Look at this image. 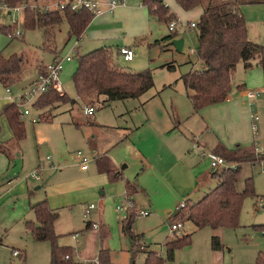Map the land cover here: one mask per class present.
<instances>
[{
	"label": "rangeland",
	"instance_id": "rangeland-1",
	"mask_svg": "<svg viewBox=\"0 0 264 264\" xmlns=\"http://www.w3.org/2000/svg\"><path fill=\"white\" fill-rule=\"evenodd\" d=\"M60 1L62 0H28L30 5L40 7H55ZM128 1L131 5L133 2L136 4L135 1L138 0ZM164 3L176 15L175 42L165 47L162 43L154 44V40L161 39L169 33L167 24L158 22L149 14L144 4V12L139 11L132 18H125L120 23L98 24V26L94 24L92 26L94 34L88 35L85 32L87 35L84 33L79 39L67 40V26L63 22L56 27L55 40L49 48L42 47L41 29L23 26L22 9L12 10L9 15L0 19V25L11 24L12 34L16 31L21 32L20 36L11 38L9 33L0 30V50H3V54L8 56L17 53L23 57L20 71L12 75V80L8 83L12 94L19 93L24 89L23 86H28L29 80L34 78L37 72L36 68L49 63L55 54H59L58 57L62 58L70 53L73 46L78 53H84L99 45H110L114 61L118 66L125 70L139 71L145 68L152 70L153 86L138 98L111 101L102 107L94 103V113L86 116L83 113L84 103L77 96L72 82L77 66V58L72 54V60L62 63L59 81L63 91L70 99H74L75 103H55L52 108H46L45 114L53 115L51 121L48 122L37 120L39 112L32 106V101L25 107L19 108L20 110L27 108L29 111L28 115H22L26 133L33 124L39 135L47 137L48 144L43 142L39 144V156L44 167L52 162L55 170L44 172V178L46 176L52 178L55 184L62 182L65 184L64 189H73L78 185L77 180L81 175L95 169L93 154L89 147L91 142L88 143L92 139V142L106 146L107 156L110 160L113 157L118 160L117 164L113 163L119 170L123 168L121 171L126 174V178L132 180L136 177L139 185L143 187V191L139 190L132 196L136 213L132 230L134 233L141 234V240L132 243L118 230V220L125 214L116 209V205L125 200L122 187L118 197H115V194L110 195L111 193L107 191L104 195H100L101 189L84 188L67 195L66 203L63 198L58 201L56 209L58 217L54 223V231L59 235L58 243L73 246L72 258L75 262L79 261L78 264H94L93 257L84 259L81 256L84 254V249L97 247L98 229L93 226L85 229L84 226L88 219L97 223L101 219L110 233L105 244L111 251L112 264H144L148 250L158 252L165 264H256L258 253H264V159L254 164L251 162H255V159L257 161L261 155L264 156V97L255 96L250 106L249 99L246 95L242 96L239 89L243 86L246 91L264 88V58L261 61L254 60L249 69H245L239 61L232 73V86L229 93L232 99L244 101L249 110L246 128L243 114L237 123L241 130L245 131L244 139L238 144L241 147H250L253 155L249 163L241 165L236 188L242 190L244 180L250 177L254 195L249 194L244 197L237 227L195 229L191 222H181L183 228L175 232L178 235L182 232L190 233V241L187 245L176 249L171 260L167 259L164 243L167 239L174 237V233L170 232L171 222L168 218L170 215L168 211L173 213L179 203L184 201L183 193L186 189L182 188V183L179 182L183 179L182 174L161 173L159 164L168 165L170 159L166 154L168 161H165L160 154L161 150L157 151V148L163 147V143L170 141L172 136L168 134L166 139L164 135H160L159 129H156V121L152 119L156 118L160 111L166 119H169L176 109L183 115L192 111L180 77L191 68H200L202 64L196 56L198 45L196 28L189 26L190 22H198L200 12L196 11V7L187 11L180 9L175 0H164ZM241 11L246 21L248 38L264 47V3L244 4L241 6ZM15 19L17 22L14 23ZM144 30L149 35L148 38L146 37V42L142 41L144 35L141 36ZM97 38H100V41H97ZM177 40L182 41L183 44L180 51L176 49ZM123 45L130 46L134 51V58L129 62L123 61L122 57L116 54L117 48ZM189 48L193 49L192 53L188 52ZM168 63H173L174 69H167L165 65ZM4 89L5 86L0 83V90L3 92ZM251 109L259 116L256 133H253L251 129ZM81 117L86 121L80 120ZM149 117L152 118V122H149ZM33 119H35L34 122ZM75 121L80 122L78 127L75 126ZM89 122L94 125L90 126ZM7 132L9 133L8 128L0 135L4 141L7 139ZM72 133L75 135L71 136ZM76 135L80 137V141L75 139ZM117 138H123L124 141L115 147H112L113 143L108 145L107 140L114 142ZM194 141V138H191V141H185L187 149L192 153H197L199 149H202L199 154L203 152L206 156L211 152L209 147H195ZM3 146L9 147L11 156L17 155L15 142H5ZM136 150L146 155V158L153 162L154 168H148L147 163L142 156L136 153ZM77 151L90 157L87 171H80ZM46 156L50 159H46ZM20 161L18 157L12 159L15 164L12 163L11 167L5 171V177L16 179V176H19L17 174L14 177L12 172L20 171ZM17 179L21 180L19 177ZM71 181L75 182L71 183ZM34 182L31 178L28 179V190L32 193L36 191ZM4 183L5 180L4 182L0 180V191ZM20 183L21 192L6 193L0 202V264H50V241L35 240L25 225L27 220L35 222L30 204L37 201V197L28 196L26 182L23 180ZM12 194L15 195L10 196ZM91 203L94 207L90 210L89 216L85 217L84 207ZM142 210L149 211V214L141 215L139 212ZM214 234L219 237L221 243L219 249L212 247L211 237ZM15 250L19 254L13 255Z\"/></svg>",
	"mask_w": 264,
	"mask_h": 264
},
{
	"label": "trees",
	"instance_id": "trees-1",
	"mask_svg": "<svg viewBox=\"0 0 264 264\" xmlns=\"http://www.w3.org/2000/svg\"><path fill=\"white\" fill-rule=\"evenodd\" d=\"M10 7L23 6L22 24L25 28H39L42 30L43 45L49 48L55 40V29L65 22L67 26V40L79 39L93 15L86 9L79 11L66 7L63 10L47 9L44 6L30 5L28 0H5ZM183 10H191L197 6L202 8L198 22L195 23L198 45L196 56L202 66L191 68L180 77L193 111L198 112L204 107L225 101L229 97L232 86V73L236 64L241 61L245 69L252 67L253 61L264 58V47L251 41L247 35L246 21L241 11L244 4H260L264 0H175ZM158 22L166 23L167 27L171 21L176 20V15L162 0H141ZM11 24L0 25V30L9 33L11 38ZM169 30V29H168ZM175 28L161 39L154 40V44L165 47L171 44L176 37ZM6 47V46H5ZM116 54L120 56L119 49ZM59 54H55L52 60ZM76 70L72 76V82L77 96L85 106H106L111 101H125L138 98L153 86L152 70L145 68L139 71L125 70L118 66L113 58V50L110 46L101 45L84 53H76ZM23 63L21 54L12 53L8 56L0 50V83L9 86L12 75L20 71ZM165 67L174 69L173 63ZM45 65L38 68V74L43 73ZM239 89V87H237ZM243 88V87H241ZM241 90V89H239ZM71 102L63 91L59 93L53 87L41 94L32 106L41 111L38 114L39 121H50L52 116L45 114L46 108H52L55 103ZM4 117L11 131L12 140L18 142L25 138L26 128L21 117L20 109L13 102H7L0 110V118ZM0 151L6 152L0 145ZM215 154L220 155L225 164L217 172L218 183L215 188L205 194L196 202L189 203L176 209L174 214L169 215L170 222H191L195 229L210 227L234 228L239 225V215L242 202L246 195H254L252 178L244 180V188L237 190V175L241 165L250 161L252 151L250 147L239 145L231 148L217 146ZM264 159H259L251 164ZM98 170L106 174L112 182L120 177V173L110 164V159L103 154L97 159ZM215 173V172H214ZM126 201L129 205L125 208L124 216L119 219V230L132 243L140 240L141 234L132 230L133 219L136 215L132 196L138 192L135 182L125 183ZM188 203V204H187ZM35 222L27 220L26 227L31 236L37 241H50V264H78L72 258L73 249L68 245L58 243L59 235L54 231V223L58 217L56 210L52 209L46 198L30 204ZM182 219V220H181ZM92 221L85 222V229L92 228ZM99 247L93 260L97 264H112L111 251L105 246L110 236L109 229L105 223H97ZM174 233V237L167 239L164 243L166 256L171 260L174 251L187 245L190 241V233ZM212 247L221 248L218 235L211 237ZM144 247V246H143ZM19 254V253H18ZM67 256V258H66ZM144 264H165L161 255L156 251H146ZM256 264H264V253H258Z\"/></svg>",
	"mask_w": 264,
	"mask_h": 264
},
{
	"label": "crops",
	"instance_id": "crops-1",
	"mask_svg": "<svg viewBox=\"0 0 264 264\" xmlns=\"http://www.w3.org/2000/svg\"><path fill=\"white\" fill-rule=\"evenodd\" d=\"M162 1L164 3V0ZM135 3L136 4H134L133 2L130 5V2L127 0L125 5L118 6L117 8L114 9L113 12H106L102 15L93 17V19L90 21L87 28L83 32V34L85 32H87L88 35L94 34V31H93L94 28L92 27L94 24L98 26V24L106 25V24L120 23L122 22V20H125V18H128V17L132 18L133 15L139 13V11L144 12L145 7L142 4V2L138 0V1H135ZM196 8L197 10L196 9L195 10L201 13L202 8L199 6H197ZM141 36L143 37L142 41L146 42L149 35L144 30V33H142ZM97 41H100V38H97ZM177 41L178 42L176 45V49L180 51L182 50L183 44H182V41L180 40H177ZM174 42H175V39H172L171 44H173ZM103 45H106V44H103ZM148 45L150 44L148 43ZM107 46H110V45H107ZM123 46L131 48L128 45H123ZM119 48L120 47H118L117 49ZM131 60H128L125 62H129ZM46 64L47 63H45L44 65ZM36 71L37 72L34 78L29 80V84L32 83L36 79L38 75V68H36ZM23 87L25 88L26 86H23ZM245 92H246V89H245V86H243V88L241 89L242 96L245 95L244 94ZM7 102L9 101L7 100L5 89L3 90V92L0 90V110L2 106L6 104ZM93 106L95 107V105ZM38 112L40 113L41 111L38 110ZM248 112L249 110L248 108H246L244 101L241 102L239 99H232L231 97H228L225 101L211 105L207 108L201 109L198 112H195L192 109V111L190 110L189 114L183 115L180 111L176 109L175 113H173L169 119H166V116L161 111L158 112L157 114L158 116H156V118L154 119L150 117L148 118V120L150 119L149 122H152V120L156 121V129L157 130L159 129V133H161L160 135H164V138L166 139H167L168 134L169 136H172L170 137L171 138L170 141L168 142L166 141V143H163V147L159 146L160 149L157 148V151L161 150L160 154L164 158L165 161H168L166 158V154L168 155L170 159V161L168 162H170V164L161 165L159 164V162H157V160L155 161L156 163L159 164V167H161L160 170H161V173L163 174L164 173L182 174L183 179L179 180V182L182 183V188L186 189L184 193L182 192L183 196L185 197L184 202L186 200L189 203L198 201L205 194H207L209 191L215 188L218 183V176L216 174V171H212L209 165L208 157L205 156L203 152H201V155L207 157V159L205 157H202L199 154V151H201L202 149H199L197 153H192L191 151H189V149H187V145L185 141L186 140L191 141V138L192 139L194 138L195 141L193 142V145L195 147L196 146L197 147L200 146L203 148L209 147L211 152H214L217 146H220L221 148H226V149H231L237 145L240 146V144L238 143L244 139L245 131H242L241 128L237 125V123L238 121L241 120V115L243 114V118L245 120V128H246ZM85 115L90 116L87 114ZM80 120H82L83 122L86 121L83 117H81ZM74 123L76 127H78L80 124V122L78 121L77 122L75 121ZM88 124L90 126L94 125L92 122H89ZM6 128H8L9 130V133L8 132L6 133L7 139L4 141L0 138V145L2 149L6 151V152L0 151V180L2 182H4L5 180V183L3 184V189H1L0 191V202H1V199H3V195L6 193H15L18 191L21 192L22 187H20V184H21L20 182L23 180L26 182L28 196L33 197L35 195L37 197L36 198L37 201L43 198L44 195H45L44 198H46L47 196L48 204L54 210L58 208V201L61 198H63V201H65L66 203L67 195L71 194L73 191H78L84 188L99 189V190L101 189L99 192L100 195H104L107 191L111 193L110 195L115 194L114 196L118 197L119 195L118 193H120L119 191H120V188L122 187L123 189L122 191L124 193V199H125V196H126L125 183L127 181H130V182H135V184L137 185L138 191L139 190L143 191V187L139 185V183L136 180V177H134V179L132 180H129L128 178H126L125 176L126 174L121 171L123 168L119 170L118 167L114 165V163L115 164L118 163V160L115 157H113L112 160H110V164L114 169H116L118 173H120V177L118 179L111 182L107 178L106 174L99 172L98 166H97V159L103 154H106L108 149L106 148V146H104V144L102 145V143L98 145L97 142H92V139H90L88 143L91 142L89 147H90L91 153L93 154L92 158L94 159V162H95L94 171H91L89 173L85 172L84 175H81L79 177L80 179L77 180L78 185H76L73 189H64L63 185L65 184H63L62 182L55 184L52 182L53 181L52 178L50 179L48 176L44 178L43 176L44 172H47L48 170L50 171L55 170V166L52 162L49 165H46L44 167L41 161V158L39 156V148H40L39 144L41 142L48 144L47 137L44 135L43 136L39 135L37 128L34 127V125L32 124L28 132L26 133L25 138L16 142L12 140L11 131L8 127V123L6 119L4 117H1L0 118V135H2L3 131ZM196 134H198V136H196ZM73 135H75V133H72L71 136ZM75 139L80 141V137H78L77 135L75 136ZM10 141H13L17 144V151H18L17 155L18 156L17 155L14 157L11 156L9 154V147L3 146V143L10 142ZM111 141L112 140H107L108 145L113 143L112 147H115V146H118V144L124 140L123 138L122 139L117 138L116 141L114 142H111ZM136 153L143 157V160H145V162L147 163L148 168H151V169L154 168L153 162L149 158L148 160L146 158V155H144L141 151L139 153V150L138 151L136 150ZM16 157L20 158L21 160L20 163L18 162L20 166L19 168L20 171H18V173L13 171L12 174L13 176L19 174L18 177L21 180L17 179L18 178L17 176H16V179H13L12 177L10 178L5 177V171H7V169L11 167L12 163L15 164V162H12V159H15ZM48 159H50V157ZM78 164H79V167L81 168L80 161L78 162ZM87 169L81 168L80 171L81 170L87 171ZM34 170L38 171L39 179H35L31 176V173ZM30 178L36 182V183L34 182V185H35L34 190H36L34 193L28 190L29 189L28 179ZM73 182L75 181H71V183ZM84 185L86 187H84ZM14 195L15 194H12L10 196H14ZM10 196L8 197V199L10 198ZM125 200L123 203H120L119 205H124L126 203ZM116 209H117V205H116ZM119 212H124V210L119 211ZM174 212L171 213L168 211V213L170 214H174ZM86 221H92V220L88 219ZM98 222L104 223L101 219ZM95 223L97 222L95 221ZM118 230H119V224H118ZM83 240H84V237H83ZM98 245L95 249L94 248L84 249L83 251L84 254L81 257H83L84 259H90L94 257L97 253V250H98L97 248L99 247ZM71 247L73 248L72 245Z\"/></svg>",
	"mask_w": 264,
	"mask_h": 264
},
{
	"label": "built area",
	"instance_id": "built-area-1",
	"mask_svg": "<svg viewBox=\"0 0 264 264\" xmlns=\"http://www.w3.org/2000/svg\"><path fill=\"white\" fill-rule=\"evenodd\" d=\"M126 1L127 0H62V1L58 2L55 5V7H48V6H44V7L47 9H58V10H63L66 7H69L71 10H74V11L86 9L93 15V17H96V16L102 15L106 12H113L114 9L117 8L118 6L125 5ZM20 9L23 10V6L10 7L6 3L5 0H0V19L9 15L12 10H20ZM13 22L15 23V22H17V20L15 19ZM1 25H3V24H1ZM175 26H176L175 21H171L168 25V29L172 30L175 28ZM189 26L195 27V23L190 22ZM11 35L17 37V36L21 35V32L16 31L15 34H11ZM74 48H75V46H73L70 49V53L64 55L62 58L57 57L56 59L51 60L49 63H47L45 65L43 73H39L37 75L36 79L32 83H30L27 87L22 89V91H20L19 93L12 94V91L10 90V88L5 87L7 100L9 102L16 103L18 108H20L21 106L25 107L30 101L34 102L41 94L46 92L50 87H53L56 91H58L59 93H62L63 90H62V86H61L60 81H59V74H60L61 69H62L63 61L71 60L72 54L74 56L77 53L76 48L75 49ZM188 52L192 53L193 49L189 48ZM119 53H120V56L122 57V59L124 61L131 60L134 56L133 50L129 47H126V46L120 47ZM244 94L249 99L248 104L251 106L253 103L252 99L255 96L262 95L264 97V88H262L260 90H256V91H246ZM83 111L87 115H92L95 111V107L94 106H85ZM20 114L22 117V115H28L29 111L27 108H24L23 110H20ZM250 119H251L252 132L256 133V131H257L256 123L259 119V116L252 109L250 111ZM37 120H36V122H37ZM34 121H35V119H33V122ZM76 155L80 160L81 168L87 169L89 166L88 164H89L90 157L88 155L82 153L81 151H77ZM206 156L209 159V163H210V167H211L212 171L220 170L225 164L223 158L218 154L210 152ZM46 158L48 159L49 156H47ZM31 176L35 179H39L38 171L34 170L31 173ZM127 205H129L128 201H126V203L124 205H117V209L119 211H123V210H125ZM184 205H185L184 201L180 202L179 205L177 206V209L183 207ZM260 206H263V205L260 204ZM93 207H94V205L92 203L87 205L86 207H84V216L85 217L89 216L90 210ZM139 213L143 216H146L149 214V211L142 210ZM92 226L94 228H97V223L93 222ZM182 228H183V224L181 222H179V221L173 222L170 225V232L179 231ZM17 254H18L17 250L13 251V255H17ZM66 258H67V256H66ZM93 263L97 264V261L93 260Z\"/></svg>",
	"mask_w": 264,
	"mask_h": 264
}]
</instances>
